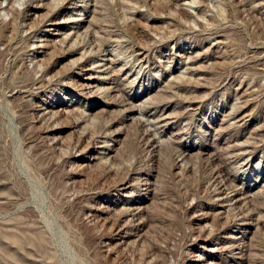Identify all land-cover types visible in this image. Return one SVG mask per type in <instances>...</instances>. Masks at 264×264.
<instances>
[{"label": "rangeland", "instance_id": "1", "mask_svg": "<svg viewBox=\"0 0 264 264\" xmlns=\"http://www.w3.org/2000/svg\"><path fill=\"white\" fill-rule=\"evenodd\" d=\"M0 264H264V0H0Z\"/></svg>", "mask_w": 264, "mask_h": 264}, {"label": "bare ground", "instance_id": "2", "mask_svg": "<svg viewBox=\"0 0 264 264\" xmlns=\"http://www.w3.org/2000/svg\"><path fill=\"white\" fill-rule=\"evenodd\" d=\"M76 27H77V26H76ZM93 32H94V31H93ZM93 34H94V33H93ZM93 36H94V35H93ZM94 38H95V37H94ZM78 41H79V40H78ZM79 43H80V42H79ZM90 43H91V42H90ZM97 45H99V44H97ZM80 47H81V46H80ZM77 48H78V47H76V49H77ZM100 48H102V47H100ZM103 49H104V48H103ZM73 51H74V50H73ZM100 51H101V50H100ZM106 59H108V60L111 61V59H109V58H106ZM114 62H115V61H114ZM114 62H113V63H114ZM107 65H109V64H107ZM109 66H110V65H109ZM106 67H107V66H106ZM106 67H105V69H107ZM110 67H111V66H110ZM107 70H108V69H107ZM109 70H110V69H109ZM113 71H114V70H113ZM113 71H112V72H113ZM121 71H122V70H121ZM106 74H107V73H106ZM113 74H114V73H112V75H113ZM108 75H109V74H108ZM117 76H118V75H117ZM109 77H110V76H109ZM37 79H40V78H37ZM34 80H35V79H34ZM39 81H40V80H39ZM39 81H38V82H39ZM34 82H36V81H34ZM32 84H33V83H32ZM38 86H39V85H38ZM27 94H28V93H27ZM29 96H30V95H29ZM186 150H187V149H186ZM214 175H216V174H214ZM213 179H214V178H213ZM215 181H216V180H215ZM215 181H214V182H215ZM142 183H143V182H142ZM222 184H223V183H222ZM222 184H221V185H222ZM224 184H226V183H224ZM224 184H223V185H224ZM228 187H229V186H228ZM218 188H219V187H218ZM219 189H220V188H219ZM222 189H223V187H222ZM226 191H227V190H226ZM220 193H221V192H220ZM226 193H227V192H226ZM226 193H225V194H226ZM223 194H224V193H223ZM227 199H228V198H227ZM129 214H130V213H129ZM237 216H238V215H237Z\"/></svg>", "mask_w": 264, "mask_h": 264}]
</instances>
